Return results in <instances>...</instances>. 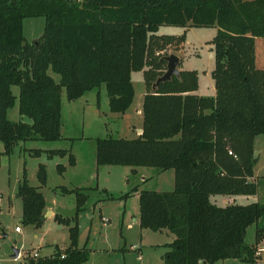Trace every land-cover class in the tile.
<instances>
[{
	"label": "trees",
	"instance_id": "trees-1",
	"mask_svg": "<svg viewBox=\"0 0 264 264\" xmlns=\"http://www.w3.org/2000/svg\"><path fill=\"white\" fill-rule=\"evenodd\" d=\"M38 15L45 16L44 32L30 41L23 20ZM162 24L218 27L212 39L215 94L197 91L196 69H180L153 89L167 67L159 51L175 37L159 33ZM257 37H264V0H0V166L2 154L21 139L62 137L63 87L72 100L106 83L110 110L124 113L136 97L132 72L143 70L142 132L96 137L97 165L174 169L173 189L132 188L139 193L140 225L175 235L165 243V264H213L227 257L257 264V243L245 236L264 215V203L236 201L258 190L253 155L256 136L264 134V65L258 63ZM13 84L19 86V111L30 121L8 117L17 97ZM42 150L76 162L70 148L34 153ZM57 167L62 172L66 165ZM37 177L40 185L47 182L44 162ZM64 188L76 193V212L55 218L69 225L70 243L56 244L51 254H28L25 264H82L90 257L78 242L87 187ZM17 193L23 222L40 225L47 202L26 168ZM263 232L258 226L256 240Z\"/></svg>",
	"mask_w": 264,
	"mask_h": 264
},
{
	"label": "rangeland",
	"instance_id": "rangeland-1",
	"mask_svg": "<svg viewBox=\"0 0 264 264\" xmlns=\"http://www.w3.org/2000/svg\"><path fill=\"white\" fill-rule=\"evenodd\" d=\"M45 16H28L23 20L24 34L28 40H37L44 32ZM218 27L180 26L162 24L159 33L174 34V40L159 53H176L181 57L179 69H196L198 73V92L205 95L215 93V80L212 70L215 67L216 52L212 41ZM182 33L184 36L181 37ZM258 63L264 65V37L256 39ZM166 70V68H165ZM53 77L60 81V74L48 69ZM132 80L136 89L135 102L131 106L129 117H116V112L108 108L106 83L99 88L86 92L80 99L67 97L66 88H62L63 116L62 137L56 140L29 138L19 140L10 153H3L0 166V264H25L28 254L38 251L43 255L50 253L56 243L66 246L70 243L69 225L55 216L47 215L40 225L23 222V200L18 195V187L26 168L29 182L39 186L46 202L55 211L72 217L76 212L77 197L73 191L65 190L77 186L87 187L88 199L85 208L79 213V245L90 249V257L82 264H165L163 255L169 247L165 244L174 239L169 234L140 225L139 193L132 190L139 188L170 190L175 185L173 168L159 170L153 166H138L132 171L124 164H103L95 170L93 159L96 154L98 136H136L130 120L137 122L141 115L136 107L138 100L146 91L143 70H134ZM16 94L15 103L8 109L12 120L31 119L19 111V86L12 85ZM96 91H100V101L93 103ZM92 98V99H91ZM141 106V103H140ZM106 110L107 112H103ZM67 147L77 156V165H69L68 155H49L45 150L35 154L34 149ZM259 154L254 166L253 178L258 181L255 194L240 195L238 202L260 201L264 203V134L255 139ZM0 148L4 142L0 141ZM40 162L47 166V182L40 185L37 169ZM67 165L63 173L57 164ZM92 173L94 175H92ZM66 184V185H65ZM92 186V187H90ZM132 192L125 196L127 191ZM227 202V201H225ZM20 226L19 231L15 227ZM258 226H264V215L247 227L245 240L264 246V232L256 240ZM7 235L4 236L3 233ZM14 247L21 249L19 256H14ZM257 264H264V251H261ZM213 264H256L237 257L216 260Z\"/></svg>",
	"mask_w": 264,
	"mask_h": 264
},
{
	"label": "crops",
	"instance_id": "crops-1",
	"mask_svg": "<svg viewBox=\"0 0 264 264\" xmlns=\"http://www.w3.org/2000/svg\"><path fill=\"white\" fill-rule=\"evenodd\" d=\"M180 61H181V57H180ZM91 90H93V89H91ZM198 91V90H197ZM100 91H96V93H95V98H91L93 101V103H95L96 102V104L98 105L99 104V101H100ZM145 93V92H144ZM200 93V92H199ZM86 94V92L82 95V96H84ZM202 94V93H201ZM215 94V93H214ZM82 96H80V97H78V98H76V99H74V100H77V99H80ZM143 96H144V94H143ZM143 96L138 100V105H137V107H136V110H137V112L141 115L140 117H141V120H138L137 122H134V121H132V120H130L131 122H130V124L129 125H131L132 124V128L133 129H135L136 128V130H137V133H136V135L138 134V133H140V131L142 130V99H143ZM108 98V108L110 109V107H109V96L107 97ZM140 103H141V106H140ZM103 112H107L106 110H104ZM113 112V111H112ZM117 114L116 115H114V116H116V117H129L130 118V115H131V107H129L127 110H126V112H124V113H119V112H116ZM62 116H63V100H62ZM121 136H123V135H121ZM128 137V136H127ZM95 152H96V149H95ZM75 157H76V162L74 163V164H69V165H77L78 164V162H79V159L77 158V156L75 155ZM93 164L95 165V170H99V168H100V165L98 166L97 165V162H96V154H95V156H94V159H93ZM68 166L66 165V168L62 171V173L64 172V171H67L68 170V168H67ZM92 175H94L93 173H92ZM66 185V184H65ZM90 187H92V186H90ZM137 192H138V190H137ZM225 200V199H224ZM47 210H49L50 212L48 213V215H51V216H55V214L56 213H58L57 211H55V209H53L52 208V206L51 205H49L48 203H47ZM46 210V211H47ZM63 215V214H62ZM21 230V229H20ZM16 231H19V230H16ZM56 244H58V243H56ZM60 245V244H59ZM61 247H66V246H62V245H60ZM54 250H55V248H54ZM53 250V251H54ZM53 251H51L50 253H46V254H51ZM20 252H21V249H20ZM20 254V253H19ZM40 254V253H39ZM262 253H260V254H257V252H256V255L259 257L260 255H261ZM43 255H45V254H43ZM258 257H257V262H258Z\"/></svg>",
	"mask_w": 264,
	"mask_h": 264
},
{
	"label": "water",
	"instance_id": "water-1",
	"mask_svg": "<svg viewBox=\"0 0 264 264\" xmlns=\"http://www.w3.org/2000/svg\"><path fill=\"white\" fill-rule=\"evenodd\" d=\"M165 58L167 60L166 70L164 71L163 74L159 75L157 79L153 82V89H155L161 81L170 79L173 74L180 73V69L178 67L179 62H180V56L177 55L176 53H170V54L165 55ZM140 132H142V130ZM258 154H259V151L257 148H255L253 157L257 158ZM49 212L50 211L47 210L44 213V216L42 218L45 219ZM3 235L6 236L7 233L4 232ZM19 253H20V248L14 247V256L16 257L19 256Z\"/></svg>",
	"mask_w": 264,
	"mask_h": 264
},
{
	"label": "built area",
	"instance_id": "built-area-1",
	"mask_svg": "<svg viewBox=\"0 0 264 264\" xmlns=\"http://www.w3.org/2000/svg\"><path fill=\"white\" fill-rule=\"evenodd\" d=\"M230 152H232V150H230ZM232 200H233L232 197H229V198H226V199H225V201H227V202H231ZM15 229H16V230H20V226L17 225V226L15 227ZM0 235H1V231H0ZM261 251H264V246H262L260 249L258 248V250H257V254H260ZM32 254H33L34 256H39V252H38V251H34Z\"/></svg>",
	"mask_w": 264,
	"mask_h": 264
}]
</instances>
